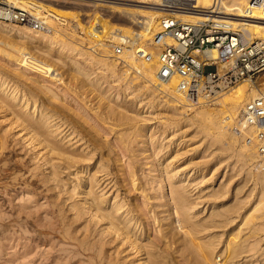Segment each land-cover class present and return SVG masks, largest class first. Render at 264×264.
I'll list each match as a JSON object with an SVG mask.
<instances>
[{"label": "rangeland", "instance_id": "374dc122", "mask_svg": "<svg viewBox=\"0 0 264 264\" xmlns=\"http://www.w3.org/2000/svg\"><path fill=\"white\" fill-rule=\"evenodd\" d=\"M36 1L73 10L79 13V18L87 25L96 22L100 17L107 18L113 21L115 29L127 18L119 8H136L141 5L139 0ZM66 17L69 25L57 23L58 30L67 35L61 37H68V42L86 50L89 46L87 41L91 37L84 34L79 27L74 28L76 23L73 22L72 16ZM57 21L58 19L54 18L53 23ZM80 37L85 41L82 45L78 40ZM3 40L4 36L0 34V41ZM39 52L40 50H34L35 58L40 57L38 59L41 61L44 56V59L47 58L46 53L42 52V55L45 54L42 56ZM82 53L83 51L73 52L71 59L87 68L92 76L100 74V70L91 64L94 61ZM66 63L60 70L63 78L53 82L47 75L42 73L40 75L44 77H41L39 74L30 73L0 55V79L16 87L19 95L21 92L29 95L33 93L37 103L41 105L39 111H43L44 106L48 108L52 105L61 109L79 125L88 129L97 139V143L106 146L101 152L99 146L94 149L85 139L76 142L80 139L79 135L75 137L78 134L75 131L77 128H71L61 115L53 117V123L62 125L61 129L64 131L60 136L53 135L52 139L61 141V136L73 133L70 138L61 141L62 144L70 150L78 148V152L85 156L90 155L91 159L83 163V167L76 165L74 171L73 168L67 167L66 162L56 158L57 156L47 154L45 145L39 143L38 135L33 141L31 137L34 132L17 121L8 107L0 108V264H104L99 254L100 247L96 245L103 237L105 241H109L105 250L110 254L114 252L115 256L118 250H124L125 247L121 248L119 245V239L110 243L114 240L113 235L103 234L105 223H95L92 218L95 211L77 217L76 211L72 209L76 204L85 209L90 206L92 200L86 196V192L90 189L92 179L98 180V185L94 184V192L99 197L106 198L108 203L114 201V195L117 193L124 202L141 203L143 211L138 215L142 218L141 222L146 230L141 240H144V244H148V241L157 243L162 229L168 227L167 221L172 220H169L170 216L166 212L158 213L159 218L154 219L155 213L161 209L156 207V195L165 190L167 193V184L159 188L158 184H155L154 189L145 185L147 177L155 179L164 174L162 171H153V163L157 159H160L163 166L168 162L171 164L169 170L174 171L175 180H181L177 185L185 189L191 201L198 203L192 211L197 219L202 222L215 220L213 226L198 233L200 241H208L215 236L219 243L218 249L223 250L231 240L234 244L245 246L233 264H264V200L259 204L262 188L253 174L254 171L249 169L252 166L244 165L239 160L240 146L235 144L227 148L228 140L224 143L214 142L200 126L192 124L194 119L191 112L189 115L174 114V110L164 102L165 98L156 97L145 90L138 92L137 88L131 93L130 89L125 90V86L120 82L112 81L109 82L111 87L106 89L113 95H119H111L109 99L118 113L116 124L119 126L115 125V115L112 116L104 109L107 99L99 95L100 88L91 87L88 77L80 76L72 61L67 59ZM211 71H215V67L205 68V72ZM241 86L246 84L235 88ZM11 103L20 108L18 101ZM176 124L178 126H175ZM68 139H72L69 144ZM134 140L137 143L132 144ZM151 141L156 143L150 144ZM47 158L53 159L52 162L56 164H62L58 168L63 172L61 181L53 182L47 179L52 170V162L44 165ZM104 160L109 161V174L100 172ZM138 164H141V167L135 166ZM133 170L136 173L134 178L131 176ZM124 171L128 175L125 182L122 175ZM192 172H196L199 177L197 174V177H190ZM136 183H140L142 188L135 190L133 185ZM256 205H259V210L254 211ZM227 208L235 210L225 212ZM217 212L223 216H212ZM250 213L253 214L255 228L260 232L252 238L248 237L251 226L243 225L245 217ZM135 214L137 215L136 212ZM174 231L180 232L178 229H173ZM178 235L183 236L182 232ZM166 243L167 240L161 238L159 246L167 254H171L168 255L173 258V262L165 264H191L187 258L180 256L181 253L177 252V249L174 250L175 245L171 248ZM123 250L121 256L128 264H132L134 256L128 250ZM145 258L146 255L140 254L141 261ZM222 263L223 260L220 264Z\"/></svg>", "mask_w": 264, "mask_h": 264}, {"label": "bare ground", "instance_id": "6f19581e", "mask_svg": "<svg viewBox=\"0 0 264 264\" xmlns=\"http://www.w3.org/2000/svg\"><path fill=\"white\" fill-rule=\"evenodd\" d=\"M1 1L6 3L9 2L10 5H14V7L17 8L26 9L31 14L38 17L45 27L43 29H38L34 27V24H24L23 26L21 24L11 22L6 23V21L0 20V34H2L5 39L0 41V55L2 57L20 65L22 68L27 69V71L29 70L30 73L36 75L43 73L44 75H47L49 79L53 80V82H55L54 80L59 81L60 77L63 76L60 70L66 66V61L69 59L72 61L80 76L84 75L88 77V84L91 87L100 88L98 89L100 90L99 95L103 96L102 98L107 99L104 109L109 111L112 116L115 115V125H118L116 124L118 121V113L113 107L114 104L109 100L113 94L109 89H106L108 86L111 87L109 82L112 81L120 82L125 86V90L130 89L131 93H134L137 88L138 92L145 90L156 97L165 98L164 102L174 110V114L180 113L183 115H189V112H191L193 114L192 118L194 119L192 124L200 126L202 131L206 135H209L214 142L224 143L228 140L227 148H231L235 144L240 146L238 153L239 160H241L244 165H249V167L252 166V168L249 169L254 171L253 174L256 176L257 182L262 188V198L260 199L259 204L264 200V171L260 169L258 163L259 153L256 134L253 129L248 128L241 122L242 108L245 103L254 98L258 94L259 89L264 87V75L259 78L258 83L251 80H244L230 89L220 91L217 96L218 98L214 103L191 105L187 103L185 99V93L189 86V79L187 77L175 75L168 81H162L158 79L156 75L159 67V53L161 51V46L153 44V36L159 32V18L162 16L161 11L156 8L159 0H139L138 3L141 5H138L136 8H119L127 18L124 20V23L118 25L116 29L113 21L111 22V20L104 17H100L96 22H90L87 25L79 18V13H75L73 10L64 9L62 7L60 8L61 5L55 6V4H44L36 0ZM197 8L198 12L182 13L179 14V17L184 21L193 23L211 21L218 26H231L233 29L245 30L250 32L254 37L264 39V17L261 16L258 9H252L250 7V0H197ZM66 16L73 17V22L76 23L74 28L79 27L84 34L91 37V39L87 41V44L89 45L87 49H92V51L87 49L83 50L76 44L68 42V37H61L62 35H67H64L62 31L58 30L57 23L66 25L68 23ZM54 18L58 19L55 23H53ZM95 32L98 34V36H96L97 38H94L95 36H93ZM99 38L101 41H97ZM123 38L126 39L125 42L131 47L124 48L122 53L117 55V53H115V48L120 46ZM83 39L84 38L82 37L78 38V40L81 41V45L85 42ZM166 42L170 45L174 43L172 39H168ZM139 47L149 49L154 54L153 60L150 64H145L135 58L134 52ZM34 50H40V55H42V52L46 53L47 58L44 59V56L42 61L41 59H38L40 57L35 58L36 55L33 54ZM75 51L80 53L83 51L82 54L87 55L89 60H93L94 62H91V64L100 70V74L92 76V73H89L87 68L82 67L80 64L72 60L71 55ZM94 52H97V54ZM212 55L215 57L214 52ZM53 57H56V60ZM106 84L107 86H105ZM241 84H246V86L235 88ZM34 97L35 95L33 93H30L29 95L28 93L21 92L19 95V90H17L16 87H12L9 83H6V80L0 79V108L8 107L17 121H20L22 125L34 132L31 139L33 140L34 137L38 135V139H40L39 143L45 145L44 147L47 150V154L57 156L56 158L60 159L63 163L66 162L68 168H73L75 171L74 167H76V165H81L80 167H83V163H86V161L91 158L90 155L85 156L79 153L78 148L70 150L62 144L63 140L74 135L71 131V134L61 136L62 142L52 139L53 135L60 136L64 131V129H61L62 125L53 123V117L61 115L71 128H77L75 131L78 134L75 137L79 135L80 139H77L76 142L85 139V141L89 142L91 146H94V149L97 146L100 147L99 150L101 152L105 149L106 146L97 143V139L94 138L88 129L79 125L78 122L71 119V117L61 109L52 105L48 108L47 106H44L43 111H39L41 105L40 103H37ZM113 97H119V95L114 94ZM12 101H18L20 108H17V105L11 103ZM175 126H178V124ZM75 137L72 139L74 140ZM72 139H68V144ZM120 141H122L121 138ZM134 143H137V141H132V144ZM155 143L156 141L150 142V144L153 145ZM86 145H88V143ZM109 155L110 153H108L107 156ZM52 161L53 159L47 158L44 165H47ZM61 165V163L56 164L52 162L50 165L52 170L49 172L47 179H51L50 181L53 182L61 181V175L63 172L58 169ZM170 165L171 164L168 162L166 166H163L160 159L155 160L153 163V171H162L164 174L159 176V178L155 177V179H149L147 177L145 181V185H148L149 189H154L155 184H158V188L165 184L168 186L167 193L166 190L161 191V194L156 195L155 198L157 201L156 207L161 209L160 212L155 213L154 219L157 220L158 213L164 212L168 213V216H170L169 220L172 218V220L167 221L168 227L162 229L161 237L157 240V243L148 241V244H144L142 242L143 239L141 240L146 234V230H144L143 223L141 222L142 218L140 219L138 215L139 212L143 211L141 203L131 201L128 203L124 202L118 193L114 195V201L108 203L106 198L103 196L99 197L93 190L94 184L96 183V185H98L97 179H92L90 181V189L86 192V196L92 200L90 206L85 209L76 204L72 209L76 211L77 217H81L83 214H88L89 211H95V214L92 216L95 223H105L106 227L102 230L103 234L113 235L114 240L110 243L119 239L120 247H125L124 250H128L130 254L134 256L132 264L172 263L173 258L169 257L171 254L168 253V255L167 252L159 246L161 238L167 240L166 244L168 247L173 248L172 245H175L174 250L177 249V252L179 251L181 253L180 256L184 259L187 258L191 264H220L222 260V264H233L234 260L240 257L245 246L238 243L234 244L229 240L227 245H225V248L220 250L218 249L219 243L215 236H212L208 241H200L198 239V233L203 232L209 226H213L212 223L215 220H206L202 222L197 219V216L192 211L198 203L191 201L187 196L185 189L177 185L178 183H181V180H175L176 176L174 171L171 170L173 172L171 174V171L169 170ZM135 166L138 168L141 167V164ZM101 167L102 169L100 172L109 174V161L104 160ZM134 173L135 170H133L131 175L133 178L135 177ZM189 174H187L188 177ZM196 174V172H192L190 177L196 176ZM122 175L125 182L128 175L125 171ZM134 180L136 181V179ZM139 184L140 183H136L133 185L135 190L142 188ZM114 185L115 184H113V186ZM103 204H105V206ZM258 207L259 205H256L254 209H252L256 211L259 210ZM234 210V208H227L225 212H232ZM214 215L216 217L223 216L220 212L213 213L212 216ZM262 216L264 217V209L262 211ZM253 219V214L250 213L245 217L244 224L242 223L244 226H251L249 232L250 235L248 236L249 238L260 233L259 229L255 228L256 223L253 222ZM173 229H178V231L182 232L183 236L178 235L180 232H173ZM100 239L101 240L96 242V245L100 247L99 254L101 255V261H103L104 264H128L125 258L121 256L123 249L121 251L118 250L114 256V252L110 254L105 250V246L109 244V241H105L104 237L103 239ZM142 253L146 255L144 261H141L140 259V254Z\"/></svg>", "mask_w": 264, "mask_h": 264}, {"label": "built area", "instance_id": "2783aa9c", "mask_svg": "<svg viewBox=\"0 0 264 264\" xmlns=\"http://www.w3.org/2000/svg\"><path fill=\"white\" fill-rule=\"evenodd\" d=\"M250 7L258 9L264 17V0H250ZM156 8L162 13L159 32L153 36V44L161 46L156 75L162 81H168L175 75L187 77V103H214L220 91L244 80L258 83L264 75V39L254 37L245 30L215 25L211 21L193 23L182 20L179 14L198 12L197 0H159ZM0 20L45 28L40 19L26 9L1 0ZM93 36L97 38L98 34L95 32ZM168 39L174 43L170 45L166 42ZM125 41L123 38L120 46L115 48L117 55L124 48L131 47ZM134 56L138 61L150 64L154 54L139 47ZM206 67H215V71L205 72ZM241 118V122L256 134L258 163L264 171V87L245 103Z\"/></svg>", "mask_w": 264, "mask_h": 264}]
</instances>
